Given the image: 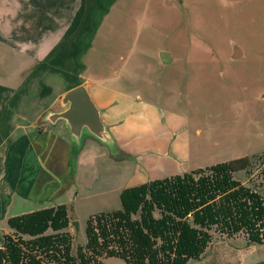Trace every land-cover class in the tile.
<instances>
[{"label": "rangeland", "instance_id": "obj_1", "mask_svg": "<svg viewBox=\"0 0 264 264\" xmlns=\"http://www.w3.org/2000/svg\"><path fill=\"white\" fill-rule=\"evenodd\" d=\"M112 2L104 0V7L97 10L84 34L86 39L95 36L85 42L80 57L93 90L95 85L106 88L99 91L110 101L112 135L119 141L114 157L120 159L103 160L91 138L86 140L83 155L75 148L73 161L66 164L67 153H61L60 163L43 170L31 169L23 148L9 152L6 164L4 152L10 141L0 156V217L11 198L2 191L7 174L9 182H14L15 195L7 209L9 217L35 212L26 197L46 195L52 207L65 201L62 187L77 184L78 197L69 208L70 216L79 217L70 219L68 229L74 239L73 255L87 243L91 216L122 209L119 189L126 186L249 157L251 169L235 178L248 186L264 187V0ZM17 7L16 13L13 8L6 12L12 14L8 18L0 17V82L6 72L10 79L15 68L28 67L29 58L9 56L23 46L22 39L15 41L8 35L17 31V25L12 30V22H17L16 17L38 20L40 27L33 32L37 35L55 10L49 12L43 4ZM25 7L34 10L25 12ZM163 53L169 54L170 62L161 59ZM53 81L58 91L63 82L67 87L69 82V86L82 83L74 73L56 75ZM105 100L98 101L103 105ZM98 145L106 157L111 155L106 145ZM0 234L29 238L11 230L7 221H0ZM215 234L202 260L190 264H264V246L249 249L244 234L231 239ZM104 261L127 264L117 257Z\"/></svg>", "mask_w": 264, "mask_h": 264}, {"label": "trees", "instance_id": "obj_2", "mask_svg": "<svg viewBox=\"0 0 264 264\" xmlns=\"http://www.w3.org/2000/svg\"><path fill=\"white\" fill-rule=\"evenodd\" d=\"M85 3L66 37L79 27ZM251 167V158L243 157L127 188L121 210L88 219L87 243L75 255L67 206L12 217L10 229L29 238L0 234L6 264H105L113 257L127 264H190L202 260L215 233L244 234L249 249L264 246V187L235 178Z\"/></svg>", "mask_w": 264, "mask_h": 264}, {"label": "crops", "instance_id": "obj_3", "mask_svg": "<svg viewBox=\"0 0 264 264\" xmlns=\"http://www.w3.org/2000/svg\"><path fill=\"white\" fill-rule=\"evenodd\" d=\"M121 1L123 0H114L111 4H117ZM103 2L104 0H86L85 13L79 27L70 37H66L75 16L81 8L82 0H34L33 2H31V0H0L1 18H8L12 15L10 14L12 8L16 13L18 11V4H43L44 8L49 12L50 8H55L51 13V17H48L51 20L47 25H42L37 35L33 34V32L40 27L38 20L29 21V18L25 19L23 17H16L17 22H12V30L17 25L16 34H8L10 37L12 36L15 41L16 38L22 39L20 42L23 44L21 48H15L9 56L15 59V57H20L19 55H22V57H27L29 60L28 67L25 69L15 68L14 76H10V79L6 77V70L2 71L6 72V75L5 79L0 82V156L3 154H1V152L5 144L7 141H10L9 148L4 152L6 164L9 163V152H20V148H23L22 151L25 152L26 158H30V167L34 170H43L51 164L60 163L58 162V157L61 153L63 156L67 153L66 164L73 161L72 156L75 152L70 141L69 128L67 125L64 122H60L57 125L44 124L42 123V119L46 112L50 110H60L61 107L59 104L62 95L66 93L67 90L81 84H86L88 86L94 102L102 110V119L104 123L108 126L111 133H113L112 129H114L115 126L110 123V116H108V113H110V101L107 95L105 96L103 92H101L106 88L95 85V91L93 90L90 85L92 82L91 79L85 78V73L88 72L87 66H83L80 57L82 56V47L85 48V46H87L85 42H89L95 36H88V39H86V35L84 34H87L88 30H90V24H92L95 16L98 15L97 10L104 7V4H102ZM33 10V7L29 9H27V7L24 8L25 12H31ZM2 11L3 13H1ZM6 12L10 13L8 14ZM35 17H37V15H35ZM97 32L98 31H96L95 34L98 37L99 33ZM22 57L21 59L24 60ZM66 73L77 74V80H82V83L80 82L78 85L74 83L75 85L69 86L70 82L68 81L67 87L66 83L63 82V87L58 91L55 82L53 81V83H51V81L56 75L64 76ZM16 81H18V83L14 85L13 82ZM97 94L99 95L98 98L95 97ZM104 97L106 100L104 104L101 105L98 100ZM3 136H5V138H3ZM114 138L119 144L118 139L115 136ZM91 142L96 145L95 147L98 150V154L101 155L103 160H108V157L111 160L110 157H114L112 155H107L106 157L99 149V142L96 143L97 141L95 142L94 139L91 140ZM85 147L84 145L80 151L81 155H83ZM141 156H143V154ZM114 158L120 159L117 157ZM24 161H26V159ZM185 173L187 172L181 174ZM84 175L83 173V176ZM173 175L177 174L174 173ZM5 178H3L1 185L2 191L11 196L10 200H7L8 205L6 208L8 209L9 206L13 205L15 198L14 191L11 187L14 182H9V174H7ZM76 185V183L75 185L71 183L66 188L62 187L61 194L65 201L55 202V206L53 205L52 207L64 205L70 208V206H73L78 197V192L75 191ZM127 188L130 187L126 186L119 190L123 192ZM26 200L30 203V207L35 208L32 209L34 211L51 208V206L48 207L51 201L50 197L46 195L36 199L26 197ZM2 204V200L0 199L1 207ZM7 209L0 217V221L8 222V220L12 218L8 216ZM70 217V219L74 221H77L79 218L78 215ZM261 258H264V256H261Z\"/></svg>", "mask_w": 264, "mask_h": 264}, {"label": "water", "instance_id": "obj_4", "mask_svg": "<svg viewBox=\"0 0 264 264\" xmlns=\"http://www.w3.org/2000/svg\"><path fill=\"white\" fill-rule=\"evenodd\" d=\"M237 54H240L239 50ZM161 59L165 62L171 61L168 53H163ZM60 107V110L46 112L42 123L57 125L64 122L69 128L73 149L77 148L80 152L86 140L92 138L100 144L106 145L112 156L118 154L117 142L104 123L102 110L94 102L86 84L78 85L64 93L60 100ZM0 264H6L4 247H0Z\"/></svg>", "mask_w": 264, "mask_h": 264}]
</instances>
